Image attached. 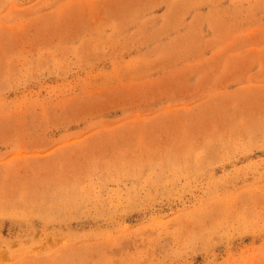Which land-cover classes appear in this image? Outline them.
<instances>
[{"label": "rangeland", "instance_id": "374dc122", "mask_svg": "<svg viewBox=\"0 0 264 264\" xmlns=\"http://www.w3.org/2000/svg\"><path fill=\"white\" fill-rule=\"evenodd\" d=\"M0 264H264V0H0Z\"/></svg>", "mask_w": 264, "mask_h": 264}]
</instances>
